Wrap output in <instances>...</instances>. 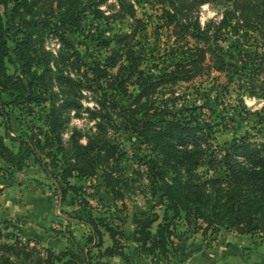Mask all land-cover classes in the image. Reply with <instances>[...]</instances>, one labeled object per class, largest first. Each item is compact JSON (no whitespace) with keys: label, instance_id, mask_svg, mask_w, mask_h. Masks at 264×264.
Listing matches in <instances>:
<instances>
[{"label":"trees","instance_id":"1","mask_svg":"<svg viewBox=\"0 0 264 264\" xmlns=\"http://www.w3.org/2000/svg\"><path fill=\"white\" fill-rule=\"evenodd\" d=\"M74 2L66 0L63 8L64 0H57L59 12L54 14L52 4L45 0H0V162L4 163L0 165L1 173L11 176L26 166L28 159H32L40 167L39 171L52 181L51 186L59 202L72 192L75 195L70 200L72 203L78 198L84 206H89L82 182L100 170L102 183L112 199L123 200L125 193L131 191L132 180L119 174L117 161L121 152L115 138L110 135L112 131L123 129L136 134L148 146L152 152L144 162L148 182L163 186L157 202L163 208L162 216L159 217L151 206L150 213L141 212L132 217L131 239L140 255L169 263L171 257L179 252L174 242L178 235L176 219H183L186 227L201 230L204 235L208 230L215 232L221 229L239 235H263L264 141H251L246 134L227 148L216 144L199 125L197 114L192 113L194 108H188L186 104L176 106L181 98L173 94V86L201 75L208 54L209 66L223 72L228 83L235 80L243 87L244 93L264 95V78L260 76L264 71L261 66L264 59L257 57L261 42L256 40L257 32L262 28L259 27L263 26L258 21L264 22V0L260 3L231 0L237 13L232 25L233 32L238 34L235 41L229 42L226 48L219 44L228 40V33L221 35L220 31L229 26L224 16L212 34L207 36L209 44L206 47L187 46L180 52L172 48L169 54L176 55L177 60L159 73L139 68L140 56H136L130 47V38L138 31L139 25L136 24L132 33L121 32L118 35L119 41L126 46L124 51L114 50L88 68L61 30L65 24H78ZM43 6L45 10L42 12L39 9ZM62 8L64 11L60 12ZM51 15L61 24L59 27L55 25L58 31L54 29V32L59 33L62 45L66 47L64 55L56 61L61 90L65 91L62 85L67 83L73 87H86L95 98V105L86 108L87 115L94 120L90 132L73 127L68 146H64L62 141L64 113L73 107L79 108V103L70 94L65 95L60 105L51 101L46 114L48 130L43 138L40 134L13 135L8 110V106L23 107L35 103L41 93L53 95L47 90L46 81L50 72L49 53L43 48L40 51L33 47V43L40 42L52 24ZM122 15L135 17L132 6L129 5V10L123 11ZM134 20L140 21L138 18ZM168 23L172 24L173 20ZM189 27L192 26L178 23L174 26L183 36ZM260 34L264 40V32ZM10 39L14 43L12 50L8 46ZM249 47L255 50L250 52ZM121 55H125L124 60L118 58ZM117 61H121V65L118 72L113 73L110 70L116 67ZM6 62L14 67L12 73H8ZM61 63L80 78L73 80L62 76ZM40 65L42 71L37 72L35 67ZM133 84L138 86V92L125 106L120 100L130 96L129 85ZM213 85L216 86L217 99L223 85ZM164 89L172 96L163 99L150 96L157 91L163 94ZM4 94L8 96L5 100L2 98ZM188 111L189 114H185ZM82 137L85 143L80 141ZM6 139L12 146L6 144ZM200 167L213 174L199 173ZM39 171L36 170L37 173ZM85 224L88 234L79 253L69 249L59 253L45 247L38 249L8 231L7 225L2 227L0 224V264H116L104 260L113 256H119L123 264H137L117 246L118 235H125L117 226L105 218H93L90 212ZM105 235L112 244L103 247ZM92 249L98 252L95 260Z\"/></svg>","mask_w":264,"mask_h":264},{"label":"rangeland","instance_id":"2","mask_svg":"<svg viewBox=\"0 0 264 264\" xmlns=\"http://www.w3.org/2000/svg\"><path fill=\"white\" fill-rule=\"evenodd\" d=\"M45 2L52 4L54 14H58L57 0H45ZM253 2L260 3L262 0H253ZM64 4L66 0L63 8ZM129 5L134 10L133 18L128 15L121 16L123 11L129 10ZM63 8L60 12L64 11ZM73 9L78 24H65L61 30L70 44L78 50L88 68H92L95 62H101L114 50L124 51L126 46L123 41H119L118 35L121 32L132 33L135 24L139 25L138 31L131 36L130 47L136 56H140L139 68L151 70L153 73L162 72L177 60L176 55L169 54L172 48L180 52L186 50L187 46L206 47L209 44L207 36L212 34L224 16L229 21V26L225 31L224 29L220 31L221 35L228 33V40L220 41L219 44L226 48L227 44L234 42L238 35L232 30L237 13L231 0H75ZM39 10L43 12L45 6ZM120 10L123 11L118 14ZM213 12L215 16H209ZM50 19L52 24H49L43 33L40 42L33 43V47L40 51L43 48L49 53L50 72L47 73L46 81L47 90L53 95L41 93L35 103L23 107L8 106V110L13 135L40 134L43 138V134L48 130L46 114L51 101H54L55 105H60L65 100V95L70 94L79 103V108L73 107L64 113L65 129L62 133V141L64 146H68L73 127L80 128L85 133L90 132L94 120L87 115L86 108L95 105V98L86 87H73L67 83L62 85L65 91L61 90L60 82L57 80L59 72L56 69V61L60 55H64L66 47L62 45L59 33L54 32V29L61 24H58V19L53 15ZM170 19L173 20L172 24L168 23ZM258 22L264 26V22L260 19ZM177 23L192 27H189V31L183 36L174 28ZM263 26L259 27H262V32H264ZM261 31L258 30L256 35V40L261 42V45L258 43L259 47L257 46V57L264 59V44H262L264 40ZM8 46L10 50L14 47L11 39L8 41ZM249 50L252 52L255 48L249 47ZM118 58L124 60L125 55ZM120 62L117 61L116 67L110 71L118 72ZM64 63L68 66V63ZM209 64L207 54L201 75H197L192 81H180L173 86V94L181 98L176 106L181 107L182 104H186L188 108H194L192 113L197 114L199 125L214 138L216 144L225 148L246 134L251 141H264V95L244 93L240 83L235 80L228 83L226 75L213 70ZM6 66L8 73L14 71L10 63L6 62ZM261 66L264 67V61ZM60 67L62 76L73 80L80 78V75L68 70L63 63ZM35 69L41 72L42 66H36ZM81 70H84V67H81ZM260 76L264 78V71ZM213 83L223 85L217 99L214 90L216 86ZM136 92L138 86L129 85L130 96L124 97L120 102L128 106ZM166 92L167 89H164L163 94L157 91L150 96L159 99L172 96V93ZM2 98L5 100L8 96L4 94ZM185 114H189V111ZM110 135L115 138L121 152L117 161L119 174L129 181L132 180L131 191L125 193L123 200L112 199L102 183L98 170L95 176L82 182L89 206H84L78 198L72 203L70 200L75 196L72 192H68L65 199L59 202L51 186L52 181L39 171L40 167L32 159H28L26 166L14 171L11 176L0 171L1 226L7 225L8 231L16 234L24 243L38 249L45 247L55 253L69 249L79 253V249L86 243L88 227L85 220L87 213L90 212L93 218H105L108 223L117 226L119 232L125 234L118 235L117 246L137 264H180L194 249L208 251V255L217 264H264V234L239 235L221 229L215 232L208 230L204 235L201 230L186 227L183 219L175 221L178 235L174 238V242L179 252L171 257L169 263L162 259L156 261L152 257L140 255L131 239L132 217L141 212L150 213L151 206H154V212L161 217L163 208L157 202L163 186L148 182L144 162L152 156V152L136 134L118 129L110 132ZM80 141L85 143L83 137ZM5 142L8 146H12L7 139ZM115 163L114 160L113 164ZM0 165L4 163L0 162ZM198 172L203 175L213 174L205 167H200ZM71 181L75 182L73 179ZM106 244H112L108 235L104 238L103 247ZM91 252L95 260L98 252L96 249H92Z\"/></svg>","mask_w":264,"mask_h":264},{"label":"crops","instance_id":"3","mask_svg":"<svg viewBox=\"0 0 264 264\" xmlns=\"http://www.w3.org/2000/svg\"><path fill=\"white\" fill-rule=\"evenodd\" d=\"M107 235L104 236L106 238ZM108 246V244H106ZM119 256H113V257H106L104 258L105 261L116 263V264H122L123 261H120ZM122 260V259H121ZM180 264H217V262H214V259L208 255V251H198L197 249H194L192 253L188 256V258L180 263Z\"/></svg>","mask_w":264,"mask_h":264},{"label":"clouds","instance_id":"4","mask_svg":"<svg viewBox=\"0 0 264 264\" xmlns=\"http://www.w3.org/2000/svg\"><path fill=\"white\" fill-rule=\"evenodd\" d=\"M209 16H215V13L213 12V13H210V15Z\"/></svg>","mask_w":264,"mask_h":264}]
</instances>
